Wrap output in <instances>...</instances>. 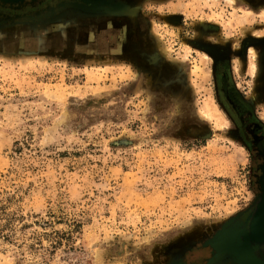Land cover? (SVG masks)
I'll return each mask as SVG.
<instances>
[{
  "label": "rangeland",
  "instance_id": "374dc122",
  "mask_svg": "<svg viewBox=\"0 0 264 264\" xmlns=\"http://www.w3.org/2000/svg\"><path fill=\"white\" fill-rule=\"evenodd\" d=\"M62 1L0 5V264H236L264 144L216 60L264 125V0Z\"/></svg>",
  "mask_w": 264,
  "mask_h": 264
},
{
  "label": "flooded vegetation",
  "instance_id": "af4514ba",
  "mask_svg": "<svg viewBox=\"0 0 264 264\" xmlns=\"http://www.w3.org/2000/svg\"><path fill=\"white\" fill-rule=\"evenodd\" d=\"M216 64V70L219 74L218 88L221 96L236 120L240 135L247 141V145L252 149L253 154L258 155L260 152L257 153L256 148L262 147L264 144V125L256 117L250 115V110L246 107L241 96L229 84L228 73L221 67L219 59L216 60ZM258 202L259 196L247 207L228 219L216 233L229 234L228 242L237 249L238 253L249 250L257 259L264 260V208H261L259 212ZM219 234L216 236L220 238V241L213 242V245L218 251H229L236 262L230 249L217 247V244L226 241L225 235Z\"/></svg>",
  "mask_w": 264,
  "mask_h": 264
},
{
  "label": "water",
  "instance_id": "95a60500",
  "mask_svg": "<svg viewBox=\"0 0 264 264\" xmlns=\"http://www.w3.org/2000/svg\"><path fill=\"white\" fill-rule=\"evenodd\" d=\"M36 0H19L18 2H10V1H4L0 0V5L8 6L12 8H17L23 5L24 3L30 2L33 3ZM62 6H75V7H81V8H91V9H100L104 8L107 10H116L121 6L119 3L114 2L112 0H68V1H62ZM261 169H263V165H260ZM259 189H260V195H259V212L261 211V208H264V175L261 174L259 177ZM219 233H217L218 235ZM224 233H221L219 235H223ZM226 237V241L220 242L217 244V247L224 248V249H230L232 253L235 256L236 263L238 264H264V260H259L255 256L252 255V253L249 250H245L243 252L238 253L237 249L230 245L228 240L230 238L229 234H224Z\"/></svg>",
  "mask_w": 264,
  "mask_h": 264
},
{
  "label": "bare ground",
  "instance_id": "6f19581e",
  "mask_svg": "<svg viewBox=\"0 0 264 264\" xmlns=\"http://www.w3.org/2000/svg\"><path fill=\"white\" fill-rule=\"evenodd\" d=\"M4 1L18 2L19 0H4ZM96 1H99V0H96Z\"/></svg>",
  "mask_w": 264,
  "mask_h": 264
}]
</instances>
